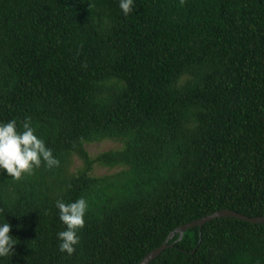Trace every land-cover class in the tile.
<instances>
[{
	"label": "trees",
	"instance_id": "trees-1",
	"mask_svg": "<svg viewBox=\"0 0 264 264\" xmlns=\"http://www.w3.org/2000/svg\"><path fill=\"white\" fill-rule=\"evenodd\" d=\"M132 7L0 0V122L31 117L60 160L18 180L0 170L14 243L0 264H138L213 212L264 216V0ZM105 139L121 147L90 157ZM79 197L69 255L55 201ZM177 239L149 264H264V223L216 218Z\"/></svg>",
	"mask_w": 264,
	"mask_h": 264
},
{
	"label": "clouds",
	"instance_id": "clouds-1",
	"mask_svg": "<svg viewBox=\"0 0 264 264\" xmlns=\"http://www.w3.org/2000/svg\"><path fill=\"white\" fill-rule=\"evenodd\" d=\"M134 0H119V7L125 15L133 11ZM22 129H17L16 119L0 122V170L4 174L20 179L25 173L31 172L43 162L46 167L52 168L60 164V160L53 155L44 139L35 134L31 126V117L26 116L22 122ZM55 206L59 210V219L66 228L57 233L60 240V250L71 255L80 237L77 230L85 225V213L88 207L87 200L79 197L74 201L65 202L57 199ZM11 225L5 219L0 222V258L6 257L13 251V237L10 235Z\"/></svg>",
	"mask_w": 264,
	"mask_h": 264
},
{
	"label": "water",
	"instance_id": "water-1",
	"mask_svg": "<svg viewBox=\"0 0 264 264\" xmlns=\"http://www.w3.org/2000/svg\"><path fill=\"white\" fill-rule=\"evenodd\" d=\"M236 218L238 220L241 221H245V222H249L252 224H256V223H264V216L261 217H247L244 215H241L237 212L231 211V210H227V209H223V210H219L216 212H213L210 215H207L205 217L199 218L197 220L191 221L185 225H182L178 228H176L173 232H171V234L169 235V237H167V239L165 240V242L160 245L159 247L153 249L152 251H150L149 253H147L143 259L138 263V264H149L151 263L154 259H156L165 249L169 248L172 246V244H168V241L174 236L175 233L178 234V239L180 240L183 236V234L185 233V231L187 229L193 228L195 226H198L200 229L201 227L216 218Z\"/></svg>",
	"mask_w": 264,
	"mask_h": 264
},
{
	"label": "rangeland",
	"instance_id": "rangeland-1",
	"mask_svg": "<svg viewBox=\"0 0 264 264\" xmlns=\"http://www.w3.org/2000/svg\"><path fill=\"white\" fill-rule=\"evenodd\" d=\"M119 147H121V143L119 141L108 140V139H105V140H102L99 142L88 143L85 145L86 151L88 152V154L92 158H94L95 156H97L100 153H103V152L109 151V150H114V149H117ZM80 165H81V161L74 157V160L72 161V164H71V169L75 170ZM115 171H116V169H110L107 167L95 165L93 167L91 174L93 176H102L105 174H110V173L115 172Z\"/></svg>",
	"mask_w": 264,
	"mask_h": 264
}]
</instances>
